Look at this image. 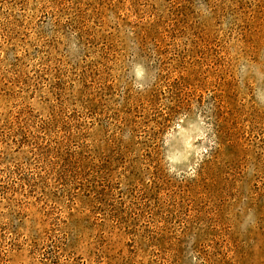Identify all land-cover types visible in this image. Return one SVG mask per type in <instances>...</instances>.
<instances>
[{"label": "rangeland", "instance_id": "obj_1", "mask_svg": "<svg viewBox=\"0 0 264 264\" xmlns=\"http://www.w3.org/2000/svg\"><path fill=\"white\" fill-rule=\"evenodd\" d=\"M0 264H264V0H0Z\"/></svg>", "mask_w": 264, "mask_h": 264}]
</instances>
